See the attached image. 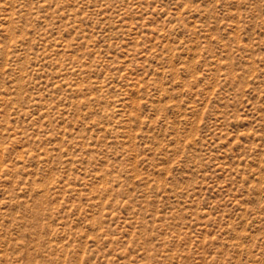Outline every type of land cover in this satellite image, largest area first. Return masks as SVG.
Returning a JSON list of instances; mask_svg holds the SVG:
<instances>
[{
    "label": "rangeland",
    "instance_id": "374dc122",
    "mask_svg": "<svg viewBox=\"0 0 264 264\" xmlns=\"http://www.w3.org/2000/svg\"><path fill=\"white\" fill-rule=\"evenodd\" d=\"M0 264H264V0H0Z\"/></svg>",
    "mask_w": 264,
    "mask_h": 264
}]
</instances>
